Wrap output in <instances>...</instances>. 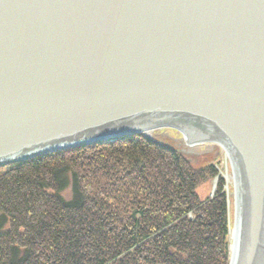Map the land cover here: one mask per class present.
I'll use <instances>...</instances> for the list:
<instances>
[{"label":"water","instance_id":"obj_1","mask_svg":"<svg viewBox=\"0 0 264 264\" xmlns=\"http://www.w3.org/2000/svg\"><path fill=\"white\" fill-rule=\"evenodd\" d=\"M167 128L226 150L264 264V0H0V168Z\"/></svg>","mask_w":264,"mask_h":264},{"label":"trees","instance_id":"obj_2","mask_svg":"<svg viewBox=\"0 0 264 264\" xmlns=\"http://www.w3.org/2000/svg\"><path fill=\"white\" fill-rule=\"evenodd\" d=\"M219 175L143 135L1 167L0 264H229Z\"/></svg>","mask_w":264,"mask_h":264},{"label":"rangeland","instance_id":"obj_3","mask_svg":"<svg viewBox=\"0 0 264 264\" xmlns=\"http://www.w3.org/2000/svg\"><path fill=\"white\" fill-rule=\"evenodd\" d=\"M151 139L158 141L159 143H163L165 145H170L178 151H181L188 158V160L191 161V163L197 168L202 167L203 165L206 166L208 164H214L216 168L219 169L220 175L224 180H226L225 191H227V202L230 212V221L231 223H234V182L232 185L227 179V175L232 177L233 173L230 161L226 158L225 150L216 143L206 144L198 148L188 149V147L185 145L183 135L179 131L177 132L176 130L168 128L163 130H156V132L151 134ZM216 179L218 180V177L213 180H207L206 182H203L197 187L196 192L198 193V196L202 201L214 198L218 186L217 183V186L215 187L217 181ZM62 196L63 198H65L66 201L71 202L73 199L72 187L68 186V188L63 192ZM1 217L2 215L0 213V219ZM228 245L230 256V236L228 237ZM18 255L23 256V253L20 252Z\"/></svg>","mask_w":264,"mask_h":264},{"label":"bare ground","instance_id":"obj_4","mask_svg":"<svg viewBox=\"0 0 264 264\" xmlns=\"http://www.w3.org/2000/svg\"><path fill=\"white\" fill-rule=\"evenodd\" d=\"M184 141H185V139H184ZM185 145L188 147V149H190V148L193 149V148H198V147L203 146V145H197V144L191 143V142L187 143L186 141H185ZM225 153H226V158L230 161V158L228 157V153L226 152V150H225ZM227 179L229 180V183L233 185V182H234L233 176L230 177V176L227 175ZM231 218H232V216H231ZM230 223H231V221H230ZM229 234H230V245H231L230 251L232 252L233 246H234L233 245L234 237H235V234H234V223H231V228H230Z\"/></svg>","mask_w":264,"mask_h":264}]
</instances>
